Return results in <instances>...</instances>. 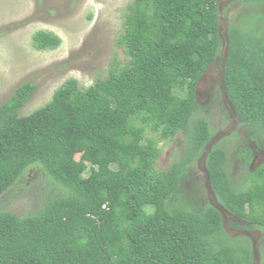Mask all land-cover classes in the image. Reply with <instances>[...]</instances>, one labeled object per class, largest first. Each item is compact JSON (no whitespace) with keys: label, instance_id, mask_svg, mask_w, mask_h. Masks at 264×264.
<instances>
[{"label":"trees","instance_id":"16d2710c","mask_svg":"<svg viewBox=\"0 0 264 264\" xmlns=\"http://www.w3.org/2000/svg\"><path fill=\"white\" fill-rule=\"evenodd\" d=\"M220 1L133 0L119 40L125 64L86 88L66 80L28 114L20 110L35 91L31 81L0 103V198L30 171L45 180L33 212L0 209V264H254L252 238L230 234L219 209L194 201L182 184L215 134L196 115L204 107L196 87L220 52ZM237 1L248 9L228 23L224 82L261 148L264 0ZM60 43L50 31L33 35L39 50ZM234 131L208 155L212 189L264 232V161L253 170L246 146L234 181L224 144ZM180 132L184 153L157 168L158 138Z\"/></svg>","mask_w":264,"mask_h":264},{"label":"rangeland","instance_id":"374dc122","mask_svg":"<svg viewBox=\"0 0 264 264\" xmlns=\"http://www.w3.org/2000/svg\"><path fill=\"white\" fill-rule=\"evenodd\" d=\"M132 1L0 0V103L8 99L22 82L31 81L36 85L35 91L20 110V114H28L48 102L54 91L66 80L75 78L81 88H86L98 78L105 77L113 64H125L128 57L119 40ZM247 9L238 2L233 7L224 6L222 15L229 23ZM38 30L58 35L61 43L55 49L35 48L33 35ZM212 80L211 75L198 85V101L205 105L196 115L206 116L217 133L227 128L230 118L226 113L219 82L213 86ZM237 128L240 129L239 133L224 143L230 149L229 167L234 181H240L244 173L236 154L249 146L247 141H254L248 126L240 123ZM147 134L152 135L150 131ZM158 145L161 154L157 168L163 169L184 153L186 140L180 132L171 140L158 138ZM260 149L259 160L264 161V147ZM76 159H79V154ZM257 166L253 165V170ZM197 169L196 166L193 171ZM189 177L183 179V186ZM44 181L34 170L28 172L18 185L0 198V209L11 210L19 215L33 212L43 192ZM203 193L191 198L200 199V203L204 201L206 204L208 197ZM226 229L230 234H242L228 225ZM262 238L261 253H264V235Z\"/></svg>","mask_w":264,"mask_h":264},{"label":"water","instance_id":"95a60500","mask_svg":"<svg viewBox=\"0 0 264 264\" xmlns=\"http://www.w3.org/2000/svg\"><path fill=\"white\" fill-rule=\"evenodd\" d=\"M229 1L230 0H221L219 4V12H220L219 36L221 39V48H220L219 55L209 65L205 73L202 75V77L198 81L197 87H196V97L198 100L199 93H200L199 86H198L199 83L203 80L208 79V77L211 75L215 77L219 76L217 81L220 84L223 103H224L225 108L228 111L229 117L232 119L231 124L227 126V128L221 129L213 135V137L207 143V145L205 146V149L203 150L202 154L197 160V168L203 177V181H204L205 187L208 192L209 201L212 205H214L222 213L223 221H225V219H227L228 216H231L233 214L219 202L214 190L212 189L210 173L206 166V162H207L208 155L212 151L213 147L224 137L230 135L234 130H236L238 123L241 121L240 118L236 114V111L234 109L232 102L230 101V98L228 96V93L225 87V82H224V74H225V67H226V63L228 59L230 39H229V25H228L227 20L224 19V17L222 16V11H223L224 6L227 5ZM216 69H218V72ZM235 234H232V235H235ZM246 234H248L252 238V241H253L254 264H260L261 260H260L258 240L254 235H252V233H246ZM257 234L259 235L262 233L257 232Z\"/></svg>","mask_w":264,"mask_h":264},{"label":"flooded vegetation","instance_id":"af4514ba","mask_svg":"<svg viewBox=\"0 0 264 264\" xmlns=\"http://www.w3.org/2000/svg\"><path fill=\"white\" fill-rule=\"evenodd\" d=\"M235 3H238V1L237 0H230L227 3V5H225V7L226 8L227 7H233ZM216 70L218 72V69H216ZM212 77L214 79V80H212V82H213L212 85L214 86V85H216V82H218L217 80H218L219 76H216V77L212 76ZM219 86H220V84H219ZM203 105H205V104H203ZM231 122H232V119L230 118L229 125L231 124ZM240 123H242V121H240L238 123V125ZM238 125H237V127H238ZM239 131H240V129L236 128V130L234 132L239 133ZM247 143L249 144V146L254 151L253 158H252V161H251V164H250L251 168L253 169V165L257 166L262 161V160H259V152H260L261 149L256 145V143L254 141H251V142L247 141ZM243 150H245V149H243ZM238 151H240V150H238ZM242 159H243V157L242 158H237V162H242ZM188 176H190V177L188 178V182L184 183V186H185L186 191L190 195V197L197 196V195L199 196L201 194V192H204L203 194H205L208 197V192H207V189L205 187V184H204V181H203V177H202L201 173L199 172V170L197 169L196 171H192L189 175H186L183 179H185ZM183 179H182V181H183ZM194 201L200 202L201 200L200 199H195ZM208 202H210L209 198L207 199L206 204ZM224 224H225V227H227V225H228V226L232 227V229H238L237 232L238 233L241 232L242 235H248L246 233H252V235H254L257 238L259 246L262 245L261 244L262 239H263L262 235H264V232L259 230V229H256L255 228V224L252 223L251 221L243 219V218H240V217L235 216V215H231V216H228L227 219H225ZM257 232L258 233H262V234L258 235ZM260 248L261 247H259V251H260ZM260 256H261V252H260Z\"/></svg>","mask_w":264,"mask_h":264},{"label":"clouds","instance_id":"9594fccd","mask_svg":"<svg viewBox=\"0 0 264 264\" xmlns=\"http://www.w3.org/2000/svg\"><path fill=\"white\" fill-rule=\"evenodd\" d=\"M260 260H261V256H260Z\"/></svg>","mask_w":264,"mask_h":264}]
</instances>
